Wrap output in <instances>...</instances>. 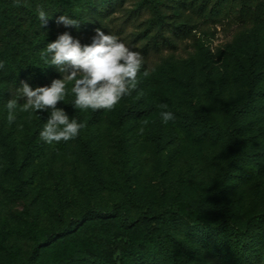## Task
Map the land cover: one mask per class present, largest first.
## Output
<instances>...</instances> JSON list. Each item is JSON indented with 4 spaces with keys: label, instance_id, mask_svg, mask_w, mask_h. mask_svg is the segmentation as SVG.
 <instances>
[{
    "label": "trees",
    "instance_id": "16d2710c",
    "mask_svg": "<svg viewBox=\"0 0 264 264\" xmlns=\"http://www.w3.org/2000/svg\"><path fill=\"white\" fill-rule=\"evenodd\" d=\"M41 8L50 16L46 26L38 19ZM61 15L78 20L79 28L57 25L55 21ZM232 18L241 24L229 48L234 77L243 86L242 94L229 105L219 103L225 116L221 123L197 107L189 111L169 109L179 130L223 142L227 155L216 188L207 196L187 199L169 197L164 186L159 185L157 202L143 198L133 185L124 134L115 138L120 154L119 179L107 176L96 142L87 138L103 109H76L72 104L74 95L69 91L57 108L63 109L70 120L75 118L86 124L73 141L94 184L85 192V203L74 211L71 206L76 201L63 182L62 173L47 168L55 225L41 232L31 229L24 259L21 263L9 260V264H38L44 253L49 254L72 238L83 236L84 243L85 234L92 231L94 224L89 240L85 238L86 244L59 253L44 264H264V205L259 212L242 215L238 202L228 197L232 177L246 176L248 166L264 168V147L244 141L248 128L264 120V33L253 35L244 29L264 26V0H0V62L4 64L0 68V112L17 95L21 81L34 89L62 79L56 66L47 62L50 57L42 58L41 52L65 31L82 45L91 44L96 28L117 36L142 54L144 64L137 80L144 81L148 77L143 72L158 71L170 59L164 57L163 51L175 50L178 43L192 38L197 25L223 23ZM207 55H201L204 62ZM152 57L157 63H152ZM185 65L180 92L188 96L194 93L196 66L193 60H187ZM140 84L138 81L137 89L120 100L114 119L116 129L133 126L151 114L148 95L138 92ZM24 102L18 100L19 104ZM13 123L6 127L0 118V174L9 179V184L0 185V189L24 199L34 180L32 168L42 158L46 144L40 139L38 122L17 143ZM147 133L154 152L165 151L171 163L177 132L151 125ZM102 192L115 196L110 205L102 201ZM132 208L138 212L134 218ZM112 231L127 234L128 239L121 243L106 240V233ZM0 248H5L2 234Z\"/></svg>",
    "mask_w": 264,
    "mask_h": 264
},
{
    "label": "rangeland",
    "instance_id": "374dc122",
    "mask_svg": "<svg viewBox=\"0 0 264 264\" xmlns=\"http://www.w3.org/2000/svg\"><path fill=\"white\" fill-rule=\"evenodd\" d=\"M240 25L236 18L224 20L223 23L208 22L205 26L197 25L192 38L178 43L175 50H164L163 55L169 57V61L158 71L149 70L148 78L144 81L142 78L138 80L141 82L138 92L143 96L148 95L147 101L152 106V112L135 125L116 129L114 119L120 102L111 110L103 109L99 122L92 126L87 138L96 142L107 176L119 179L120 154L115 138L117 134H124L129 151L127 164L132 172L133 185L143 198L157 202L159 185L164 186L167 196L187 199L198 195L207 196L216 188L227 155L223 142L214 138L202 139L196 132H183L176 127L175 118L164 123L161 112L170 111L172 107L187 111L197 107L220 123L224 120L219 103L229 105L243 92L242 84L234 77L229 48L235 41ZM244 29L246 33L253 35L264 33L263 25H258L256 29L250 26ZM203 52L208 53L207 62L201 59ZM187 60H193L196 66L192 83L194 93L188 96L180 92V79L186 75ZM151 61L153 64L157 63L154 57ZM71 86L72 83L69 82V91ZM160 105L167 107L162 109ZM50 111L24 112L18 106L13 123L17 143L24 139L27 129L34 122H38L42 130L50 117ZM0 118L6 127H10L7 108L0 112ZM151 125L177 132L171 163H168L165 151L160 154L154 152L153 143L147 133ZM244 139L248 145L264 147V120L250 126ZM45 144L42 158L32 168L34 180L26 197L14 198L0 189V234L4 237L5 246L4 249L0 248V264H9V260L21 263L30 245V230L41 232L55 225L52 214L54 197L47 168H54L62 173L63 182L76 201L71 206L74 211L85 203V192L89 185L94 184L92 173L78 154L73 139ZM246 171V176L231 178L228 194L231 200L238 202L242 215L259 212L264 205V168L248 166ZM8 184L9 179L0 174V185ZM101 199L110 205L115 196L102 192ZM137 213V209L132 208L133 218ZM94 229L95 224L92 231L85 234L87 241ZM85 238L84 243L83 236L64 241L49 254L44 253L38 264H44L59 253H66L86 244ZM105 239L121 243L128 236L112 231L106 233Z\"/></svg>",
    "mask_w": 264,
    "mask_h": 264
},
{
    "label": "clouds",
    "instance_id": "9594fccd",
    "mask_svg": "<svg viewBox=\"0 0 264 264\" xmlns=\"http://www.w3.org/2000/svg\"><path fill=\"white\" fill-rule=\"evenodd\" d=\"M38 19L42 26H46L50 19L44 9H38ZM57 25L65 28H79L80 22L67 15L56 19ZM91 44L82 45L69 32L59 34L55 41L48 43L41 52L42 58L56 66L62 74V79L52 80L50 86L32 88L27 82L21 81V87L16 89L13 99L6 103L7 121L9 124L16 119V109L20 111L51 110L50 117L44 124L39 136L42 141L51 145L54 142H67L78 136L85 123H78L75 118L69 119L66 112L57 108L60 101H64L69 94L68 83L72 86L70 92L74 95L73 106L79 110L113 109L126 95L137 89V76L144 64V58L138 51L132 50L117 36L105 34L100 28L94 30ZM0 62V68H3ZM144 76L149 71L143 72ZM25 102L19 104L18 100ZM166 108L167 105H160ZM164 123L174 120L170 111H162ZM143 133V128L140 129Z\"/></svg>",
    "mask_w": 264,
    "mask_h": 264
}]
</instances>
